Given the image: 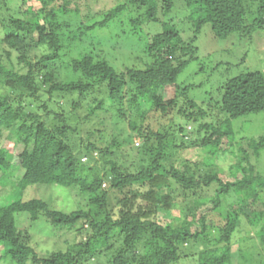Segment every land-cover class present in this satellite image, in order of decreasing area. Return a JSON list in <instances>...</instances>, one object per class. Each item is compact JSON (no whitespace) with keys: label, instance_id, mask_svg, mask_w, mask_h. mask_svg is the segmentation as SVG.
Segmentation results:
<instances>
[{"label":"trees","instance_id":"16d2710c","mask_svg":"<svg viewBox=\"0 0 264 264\" xmlns=\"http://www.w3.org/2000/svg\"><path fill=\"white\" fill-rule=\"evenodd\" d=\"M38 1L39 9H23L0 0V137L13 131L22 145L16 188H77L88 208L57 209L41 197L8 193L0 207V263L190 264L198 255V264H231L237 242L241 264L249 257L264 264V134L234 129L235 120L264 111V72L222 82L207 105L178 83L198 58L205 24L218 39H251L264 32V0H127L90 25L72 18L80 12L74 0ZM129 7L127 37L143 39L145 21L161 26L130 52L138 65L121 63L112 45L100 48L90 37ZM174 10L189 12L190 36L171 17ZM33 48L45 50L33 58ZM168 88L174 95L166 99ZM176 110L183 122L156 128L152 113L173 122ZM127 118L130 132L120 139L113 129ZM199 147L207 155L193 161L186 151ZM12 155L0 146V181L15 167ZM171 210L178 212L159 221ZM20 215L53 227L82 222L86 238L40 255ZM253 236L255 253L246 254Z\"/></svg>","mask_w":264,"mask_h":264},{"label":"rangeland","instance_id":"374dc122","mask_svg":"<svg viewBox=\"0 0 264 264\" xmlns=\"http://www.w3.org/2000/svg\"><path fill=\"white\" fill-rule=\"evenodd\" d=\"M125 1L127 0H74L71 7L75 8L76 5H78L80 12L78 15L73 14L72 18L83 17L85 18V22L90 25L95 21L101 20L106 10ZM12 3V6L17 5V8L18 6H22L23 9L27 5H31L34 9H39L41 7L38 0H27L22 4L19 0H12ZM130 8L131 7L121 14L118 19L109 23L108 26L91 31L90 37L93 40L95 39V43L99 41L97 46H100V48H102V42V45L105 44L106 48L109 45H112V47H108L109 50L112 49L111 52L113 53H111V55L114 58L119 59L121 63L129 62L130 64L131 62L138 65V59L133 57L132 54V57H128L130 56V52H138L141 43H143L142 40L145 41L147 39L146 34L151 35L160 31L161 26L159 23H149L145 21L142 25L144 30L143 33L145 34L143 39H140L142 36L139 39L127 37L129 32L128 30L130 29L129 19L134 15V12L132 9L130 10ZM175 11L176 10H174L171 17L178 22L179 29L183 35L185 37L190 36L193 28L191 22L186 16L189 12H178L177 10L176 12H178V14ZM4 35L3 24L0 22V39L3 38ZM120 39L123 41L120 42ZM196 45L199 48L198 58L190 62L185 71L179 76L180 79H178V83L182 85H189V95L199 103H205V105H207L213 97H216V91L222 82H225L236 75L256 70L264 72V32L261 30H257L254 33V36L247 40L240 39L236 34L227 39H218L214 37L210 24H205ZM44 50L45 49L43 48H33L29 54L33 58L40 57ZM71 57L72 55L68 56V58H66V62L67 60L69 62ZM14 60L17 63L16 54L14 55ZM68 62L66 63L67 66H69ZM217 64H220V66L217 67ZM173 95L174 91L171 88L164 91L166 99L173 97ZM53 107L56 109L58 108L57 104H54ZM126 108L128 109V105H126ZM127 111L128 117L131 119L134 112L129 113V109ZM177 112L178 110H176L172 115V118L174 117L173 122L163 120L160 117L157 118V116H155L156 114L154 115L152 113V122L156 128H160L162 124H166L167 127L169 125H175L179 121H182L180 120L181 117ZM102 115L105 117L107 116L103 112ZM213 115L214 114L211 115L212 118L215 116ZM168 118L171 117L169 116ZM127 120L128 118L118 123L117 130L113 129V134L118 135L120 139H123V137L130 132ZM157 120L160 123H156ZM185 125L187 126V130L193 131V124ZM234 129L236 134L240 135L259 136L264 134V111L235 120ZM137 141L140 142L139 139H136L135 142ZM0 146L8 147L13 151L12 162L15 165V167L5 175V180L0 181V207L5 205V196L8 193H12L13 196L23 194L25 199L32 197L44 198L57 209L71 210L84 207L88 208L87 196L81 194L77 188H66L60 185H34L23 191L16 188V185L23 174V169L20 167L21 159L16 154L18 149L22 146L21 143L18 142V135L13 131L5 133L2 137H0ZM186 153L193 161H201L207 155L201 147L197 150L188 149ZM84 161L86 163H90V160L87 158H84ZM261 162L264 164V154L261 158ZM0 174L2 173L0 172ZM177 212V210H171L170 212L163 211L159 216V221L165 223L166 218H172V216L176 215ZM18 224L21 228L29 230L32 238L31 243L40 255H45L47 252L52 250L65 248L69 242L77 243L86 238V233L83 230H79L83 225L82 222H79L71 228L53 227L50 223L45 222L44 220L33 222L30 220L29 216L20 215ZM84 227H86V225H84ZM251 241L249 243L250 246L245 247L244 251L246 254H252V252L255 253L256 248H253L252 244L254 241H257V238L253 236ZM240 249L241 246L239 243L234 242L232 244L231 264H241ZM260 258L261 257L253 259L252 257H249L246 264H260ZM188 262L190 264H198V255L194 256L192 260L188 259Z\"/></svg>","mask_w":264,"mask_h":264}]
</instances>
